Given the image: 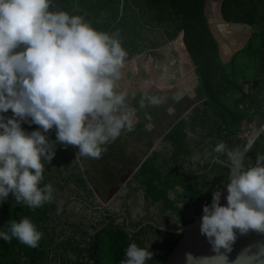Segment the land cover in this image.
I'll return each instance as SVG.
<instances>
[{"label":"trees","instance_id":"trees-1","mask_svg":"<svg viewBox=\"0 0 264 264\" xmlns=\"http://www.w3.org/2000/svg\"><path fill=\"white\" fill-rule=\"evenodd\" d=\"M204 5L205 0H125L123 14L113 26L121 12V0H78V7L75 0H55L57 8L83 15L100 30L120 31L127 60L183 33L204 100L174 123L162 137L163 147L154 149L129 180L128 185L135 183L133 193L143 190L148 213L130 221L131 229L110 217L105 226L88 236L82 221L70 220L73 209L68 207L67 187L84 190L89 198H94V192L75 160V148L57 144L55 157L45 165L43 181L53 186L52 202L32 211L17 205L10 194L0 203V230H6L10 219L29 216L43 232L40 245L30 248L16 239H0V264H119L131 242L151 245L154 256L147 264H165L181 234L162 230L146 218L150 215L153 222L163 226L159 218L175 215L165 225L169 229L193 221L212 200L213 191L228 182L230 168L214 157L227 159L213 151L215 145L224 141L229 148L241 149L246 142L242 135L252 124L264 122V0H222L221 12L227 22L248 25L256 31L228 62L221 59ZM252 49L259 64L256 75L249 78L245 73L247 64L250 66L247 54ZM22 127L27 131L37 128L28 123ZM51 135L56 139L55 130ZM258 153L264 154V133L246 155L245 165L255 163ZM61 200L63 210L57 213ZM55 214H59L57 219ZM69 252L76 255L75 260L69 259Z\"/></svg>","mask_w":264,"mask_h":264},{"label":"clouds","instance_id":"clouds-1","mask_svg":"<svg viewBox=\"0 0 264 264\" xmlns=\"http://www.w3.org/2000/svg\"><path fill=\"white\" fill-rule=\"evenodd\" d=\"M127 57L120 31L100 30L83 15L57 8L55 0H0V203L10 194L32 211L52 202L53 186L43 181L57 144L78 149L75 160L100 159L107 145L135 130L139 110L165 103L145 92L138 108L130 105L129 93L118 90ZM24 123L37 128L27 131ZM213 151L231 167L227 203L221 204L217 187L200 225L213 254L186 253V264H264V241L229 256L238 234L264 235V154L246 166L247 149L220 141ZM42 238L29 216L10 219L0 230V239L30 248ZM153 256L151 245L131 242L119 264H147ZM68 257L76 259L71 252Z\"/></svg>","mask_w":264,"mask_h":264},{"label":"rangeland","instance_id":"rangeland-1","mask_svg":"<svg viewBox=\"0 0 264 264\" xmlns=\"http://www.w3.org/2000/svg\"><path fill=\"white\" fill-rule=\"evenodd\" d=\"M221 6L222 0H205L204 10L219 42L221 59L228 62L256 31L248 25L227 22L222 16ZM247 56L250 66L247 64L249 68L245 75L252 78L259 64L255 49L249 51ZM122 73L118 90L129 93L131 106L138 108L141 95L152 89L159 91L158 96L163 97L165 103L139 110L135 130L122 133L116 141L107 145V151L100 159H79L85 177L98 198L112 207L126 193L128 179L145 157L153 149L163 147L161 140L168 129L186 116L192 106L204 100L183 41V33L175 41L134 56L126 62ZM255 126V123L252 124L251 130L243 136L247 138ZM75 151L78 149L75 148ZM133 200V217L140 218L145 214L147 202L143 190H139ZM75 206L82 209L79 205ZM75 206L71 208L75 209Z\"/></svg>","mask_w":264,"mask_h":264},{"label":"flooded vegetation","instance_id":"flooded-vegetation-1","mask_svg":"<svg viewBox=\"0 0 264 264\" xmlns=\"http://www.w3.org/2000/svg\"><path fill=\"white\" fill-rule=\"evenodd\" d=\"M208 154L210 155L212 154V152H209ZM216 158L217 156L214 157V160ZM133 174L131 175L130 179H128L125 185L126 193L120 198H118L119 202L115 203L114 207L102 203V201L98 198L96 192L90 186V184L89 186L92 188L94 192V198H89V196L86 194L84 190H81L79 188L75 189L73 185H69L67 187V192L70 195V199H68L69 201L68 207L71 208L75 206V204L82 207V209L80 210L78 209L79 208L78 206L77 207L75 206L76 207L75 209L71 208L73 209V212L70 211V214H71L70 220L71 221L73 220L82 221L83 231L85 232V234L87 233L88 236H92L98 231V229L102 228L103 226H105V224H107L110 221V217L113 218L116 223H122V224L125 223L126 227H129L130 221H135V220L141 219L142 217H145L148 214L146 213L147 212L146 210H145V214L142 217L140 218L133 217V206L135 205L133 204L134 203L133 197H135L137 193L139 192V190H137L136 193H133L132 191L133 186H135V183H133L132 185H128V182L129 180L132 179ZM84 176H85V173H84ZM63 204H64V200H61L59 202V208L57 209V213H61V211L63 210ZM174 216L175 215H170L167 217V219L159 218L158 221L162 222L164 224L163 226H165L167 222L169 221V219ZM58 217H59V214H55V219H57ZM150 218H152V216L149 215L148 218L146 219L148 221H152ZM176 226L180 227L181 225L180 223H176ZM180 228H176V229H180ZM129 229L131 228L129 227ZM176 234H179V233H176Z\"/></svg>","mask_w":264,"mask_h":264},{"label":"water","instance_id":"water-1","mask_svg":"<svg viewBox=\"0 0 264 264\" xmlns=\"http://www.w3.org/2000/svg\"><path fill=\"white\" fill-rule=\"evenodd\" d=\"M124 3H125V0H121V12H120V15L117 18V20L113 23V26L119 21V19L121 18L122 14H123ZM75 6L78 7V0H75ZM53 131L54 130H52L50 133H48V135H49L50 139L55 141V139L51 135ZM263 133H264V122L259 126L253 127L252 132L250 133L249 136H247L246 142H245L244 146L241 148L242 150L247 149V152L245 155L248 154V152L254 146L257 139ZM215 160L221 162L224 165H227L230 168V172H231V167H230L229 162L221 160L218 157ZM221 191H222L221 204H226L227 203L226 185L223 188H221ZM211 202H212V200L208 204L210 205ZM202 216H203V209L199 214L194 215L193 221L184 225L180 229H169L166 226H159L155 222L150 221V223L156 225L158 228H160L162 230H166L170 233L181 234L178 242L176 243L173 250L169 254L165 264H186L185 254L189 253V252H191L195 256H206V255H212L213 254L212 249H211V245L209 244L206 236L201 235V232H200V225H201ZM256 241H264V235H259V234L254 233V232L249 233L247 235H239L238 234V238H237V240L233 246V251L229 254L230 259H235L236 256L241 252V250H243L245 247H247L250 244H253Z\"/></svg>","mask_w":264,"mask_h":264},{"label":"crops","instance_id":"crops-1","mask_svg":"<svg viewBox=\"0 0 264 264\" xmlns=\"http://www.w3.org/2000/svg\"><path fill=\"white\" fill-rule=\"evenodd\" d=\"M174 41H175V40H174ZM229 60H230V59H229ZM226 61H227V60H225V62H226ZM193 70H194V67H193ZM194 74H195V71H194ZM195 78H196V80H198L196 74H195ZM198 84H199V83H198ZM184 85H185V84H184ZM178 87H179V86H178ZM148 93H149V94H152V95H158L159 91H158L157 89H152V90H148ZM183 103H184V102H183ZM195 105H196V104H195ZM195 105H194V106H195ZM194 106H192V108H193ZM192 108H191V109H192ZM183 117H185V116H183ZM183 117H182V118H183ZM178 120H179V119H178ZM173 125H174V124H173ZM173 125H172V126H173ZM172 126H171V127H172ZM171 127H170V128H171ZM170 128H169V129H170ZM169 129H168V130H169ZM164 135H165V134H164ZM164 135H163V136H164ZM153 150H154V149H153ZM153 150H152V151H153Z\"/></svg>","mask_w":264,"mask_h":264}]
</instances>
